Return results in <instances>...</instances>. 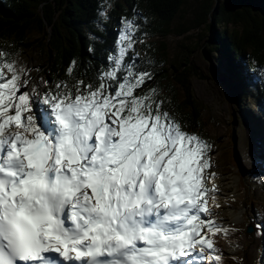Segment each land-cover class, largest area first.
<instances>
[{"label":"snow or ice","instance_id":"snow-or-ice-1","mask_svg":"<svg viewBox=\"0 0 264 264\" xmlns=\"http://www.w3.org/2000/svg\"><path fill=\"white\" fill-rule=\"evenodd\" d=\"M132 12L92 77L36 78L0 49V264H247L221 244L244 228L219 216L211 144L170 111Z\"/></svg>","mask_w":264,"mask_h":264},{"label":"trees","instance_id":"trees-1","mask_svg":"<svg viewBox=\"0 0 264 264\" xmlns=\"http://www.w3.org/2000/svg\"><path fill=\"white\" fill-rule=\"evenodd\" d=\"M185 2L108 0L112 5L110 19L98 27V9L104 0H0V49L11 52L13 60L23 50L47 53V79H79L85 73L92 77L113 46L120 18H131L133 9L143 13L147 22L138 19L148 35L145 43H137L136 48L142 57L153 60L158 74L156 85L169 101L170 111L190 131L210 142L212 156L215 142L205 128L214 118L195 97L191 83V77L197 75L192 62L194 50L183 45L186 53L182 52V61H170L169 45L164 38L175 32L188 39V32L205 25L210 34L204 50L213 56L217 71L229 74L233 98L239 100L252 91L251 84L264 98V80L259 72L264 69V0H199L188 25L175 26ZM32 32L39 34L34 42L29 39ZM73 60V72L68 73ZM251 68L257 72L253 74ZM260 130L264 131V124ZM224 153L223 159L231 165L233 155L227 150Z\"/></svg>","mask_w":264,"mask_h":264},{"label":"rangeland","instance_id":"rangeland-1","mask_svg":"<svg viewBox=\"0 0 264 264\" xmlns=\"http://www.w3.org/2000/svg\"><path fill=\"white\" fill-rule=\"evenodd\" d=\"M198 4L199 0H186L175 26L188 25ZM187 34H191L188 39L172 32L164 40L169 45L170 61H182L181 54L186 53L183 45L194 50L192 62L197 69V75L191 77L194 94L214 118L205 131L215 142L211 156V163L215 165L214 183L223 193L217 197L223 206L219 216L225 224L234 214L239 216L245 238L235 253L247 264H264V239L254 244L247 235L249 225L264 220V131L260 130L264 124V98L255 92L256 85L251 83L252 91L239 100L233 98L229 74L225 76L222 70L217 71L213 56L204 50L210 34L206 26ZM38 38L36 32L29 36L31 42ZM46 56L47 53L40 50H23L14 61L17 67L29 69L33 77L47 79L50 65ZM224 150L234 157L231 165L222 157L226 155Z\"/></svg>","mask_w":264,"mask_h":264},{"label":"bare ground","instance_id":"bare-ground-1","mask_svg":"<svg viewBox=\"0 0 264 264\" xmlns=\"http://www.w3.org/2000/svg\"><path fill=\"white\" fill-rule=\"evenodd\" d=\"M241 219L239 218V216H237L236 214L233 215L232 220L227 223L226 225H230V224H235L239 227H241ZM255 229L253 231V233L251 235L247 234L248 236L251 237V239L253 240L254 244L258 243L260 240H262V238L257 237L255 234ZM242 236L244 237V234H242ZM245 238V237H244ZM222 247L225 249L226 253H233L236 252L238 248L233 247V246H229V244H226L225 242H221Z\"/></svg>","mask_w":264,"mask_h":264},{"label":"water","instance_id":"water-1","mask_svg":"<svg viewBox=\"0 0 264 264\" xmlns=\"http://www.w3.org/2000/svg\"><path fill=\"white\" fill-rule=\"evenodd\" d=\"M253 231H254V228L252 227V225H249V226L247 227V233H248V234H251V233H253Z\"/></svg>","mask_w":264,"mask_h":264}]
</instances>
